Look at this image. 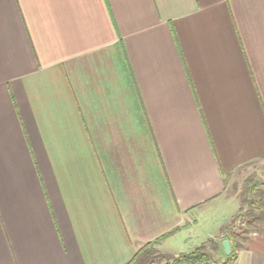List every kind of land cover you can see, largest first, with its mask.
Instances as JSON below:
<instances>
[{"label":"crops","instance_id":"0c3cea01","mask_svg":"<svg viewBox=\"0 0 264 264\" xmlns=\"http://www.w3.org/2000/svg\"><path fill=\"white\" fill-rule=\"evenodd\" d=\"M262 159L264 0H0V264L191 251Z\"/></svg>","mask_w":264,"mask_h":264},{"label":"trees","instance_id":"16d2710c","mask_svg":"<svg viewBox=\"0 0 264 264\" xmlns=\"http://www.w3.org/2000/svg\"><path fill=\"white\" fill-rule=\"evenodd\" d=\"M253 163V162H251ZM251 163L247 164L250 165ZM246 166V165H245ZM264 226V179L248 177L241 193V206L231 216L230 221L220 228V237H210L191 251L170 253L162 251L160 244L176 230L164 234L142 246L128 264H232L241 248V241ZM222 238V240H221ZM223 239H229L231 254L223 261H216L214 252L223 246Z\"/></svg>","mask_w":264,"mask_h":264},{"label":"rangeland","instance_id":"374dc122","mask_svg":"<svg viewBox=\"0 0 264 264\" xmlns=\"http://www.w3.org/2000/svg\"><path fill=\"white\" fill-rule=\"evenodd\" d=\"M251 175L254 176L255 179H264V159L257 160L250 165H246L240 168L239 171L230 176L229 186L224 196V198L226 199H224L223 202H215L204 207L205 218L199 222V225L197 227L198 229L195 230L196 232H198V235H202L200 236L198 242L203 244L209 239L207 237V234H209L210 231H218V229L223 224L230 221L232 214L235 213L241 206V193L244 188V181L246 178L251 177ZM253 233L249 236V238L253 235ZM214 235L215 237H220L219 231L217 232V234H213V237ZM249 238L245 241H241V247L244 246ZM195 243V239L192 241L189 239L183 240L178 244H176V242H170L168 243V246L170 248H168L167 250L170 252L185 251L186 249L188 250V247L193 246ZM214 257L216 261L221 262L227 258V254H224V251L222 250V248H220L218 251L214 252Z\"/></svg>","mask_w":264,"mask_h":264},{"label":"water","instance_id":"95a60500","mask_svg":"<svg viewBox=\"0 0 264 264\" xmlns=\"http://www.w3.org/2000/svg\"><path fill=\"white\" fill-rule=\"evenodd\" d=\"M223 248H224V251L227 255L231 254L232 252V245H231V242L229 239H225L223 241Z\"/></svg>","mask_w":264,"mask_h":264}]
</instances>
